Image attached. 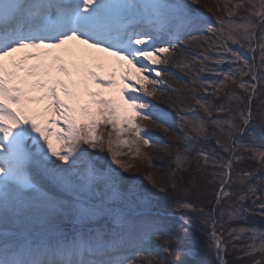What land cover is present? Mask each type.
Here are the masks:
<instances>
[{
    "label": "snow or ice",
    "instance_id": "snow-or-ice-1",
    "mask_svg": "<svg viewBox=\"0 0 264 264\" xmlns=\"http://www.w3.org/2000/svg\"><path fill=\"white\" fill-rule=\"evenodd\" d=\"M217 8L213 21L192 0H0V264H158L161 250L160 264H202L205 227L211 264L229 251L264 264V0ZM165 77L199 109L175 105L185 143L170 174L174 208L194 218L117 170L160 143L138 120L167 125L151 102Z\"/></svg>",
    "mask_w": 264,
    "mask_h": 264
},
{
    "label": "rangeland",
    "instance_id": "rangeland-1",
    "mask_svg": "<svg viewBox=\"0 0 264 264\" xmlns=\"http://www.w3.org/2000/svg\"><path fill=\"white\" fill-rule=\"evenodd\" d=\"M227 0H192V7L198 9L199 12L207 15L209 18H211L213 21L215 20L216 16L224 15L222 8H217V5H222L226 3ZM215 26V24H213ZM205 35H211L210 33L205 32ZM206 46V45H205ZM194 47V46H193ZM236 47V46H233ZM241 53L248 59H251V53L248 52L245 49H239ZM196 52L200 54V58H202V51L200 49H196ZM258 58V54H257ZM227 67V66H225ZM168 71L174 73L177 77L182 78L184 81H191L194 79L193 76L186 74L185 71H181L179 68H175L171 65L167 68ZM202 79H208V74H202ZM166 85L163 87V95L159 96L158 98L152 99V104L155 106L156 109L162 111L163 113H166L168 116V123L167 125H160V123L157 121L156 123H153L152 121H145V120H138V123H140L142 126H144L154 137L158 139L160 142L158 146L148 148H143V154L140 158L133 159L132 154L124 155L121 157L122 160H124L127 163H130L134 165V167L131 169V171L123 172L122 169L117 168L118 171H121L124 176H126L129 179L136 178L139 181L142 182V186L146 188L148 191L156 193L157 199L162 198L164 201L167 202V206L170 212L175 213L177 216L179 215H187L195 217L196 214L189 212L188 210H181L180 212H177L176 209L173 206V200L175 198H179L183 195L182 192H173L171 190V181H170V174L175 171L176 169V151L177 148L182 147V145L185 143L183 139L177 140V137H182L183 132L180 129L181 121L179 120V117L177 115L178 108L175 105H179L180 107H192L197 108L194 101L191 99L181 100L178 97H175L173 95H170V88H176L179 89L184 95L187 97L188 93L185 90L182 83L177 82L174 79H170L168 77H165ZM197 95H204L203 92H198ZM208 99L215 100L214 97H208ZM216 103H219L220 101H215ZM257 107L259 106V101L256 102ZM197 111L199 109L197 108ZM185 115L191 116V112H185ZM261 120L256 119L254 121V124L261 125ZM164 127H170V132H165ZM98 132L100 134H103L105 139L107 140V131L104 125H101L98 129ZM165 145H168V147H165ZM215 145V140L213 139L211 141V144L208 145L209 149ZM87 147V146H85ZM89 154L94 157H101L106 159L109 163L111 162L110 155L106 151H99L95 150L93 151L91 148L88 149ZM121 151L128 153V149L124 148L121 149ZM150 158V159H149ZM154 165V167H150L149 164ZM57 163H60L57 161ZM113 167H117L116 165H113ZM237 168H251L255 169L256 165L254 162L247 161L242 165H237ZM156 180L157 185L163 184L164 186L169 188V191L162 192L160 191L159 187H153L152 184L148 181V176L153 175ZM259 175V173H257ZM198 206L199 205V202ZM242 222H235L231 226L232 227H238L241 225ZM253 223H256V227L264 228V220H261L259 218H256ZM209 229L205 227L204 234H201L199 232L196 233L197 238V246L199 249H201L199 255L196 257L197 260L201 261L202 264H211V261L214 259V255L211 252L205 253L202 251L204 246L208 242V233ZM154 245L159 246L160 249L163 247V241H154ZM232 252V251H230ZM166 256V253H164L162 250L157 253L158 257V264L162 261V259Z\"/></svg>",
    "mask_w": 264,
    "mask_h": 264
},
{
    "label": "trees",
    "instance_id": "trees-1",
    "mask_svg": "<svg viewBox=\"0 0 264 264\" xmlns=\"http://www.w3.org/2000/svg\"><path fill=\"white\" fill-rule=\"evenodd\" d=\"M245 155H247V154H245ZM255 224L256 223H254V225ZM235 255H236V253L229 251L228 255L225 257L229 261V264H240V262H238L234 259Z\"/></svg>",
    "mask_w": 264,
    "mask_h": 264
},
{
    "label": "bare ground",
    "instance_id": "bare-ground-1",
    "mask_svg": "<svg viewBox=\"0 0 264 264\" xmlns=\"http://www.w3.org/2000/svg\"><path fill=\"white\" fill-rule=\"evenodd\" d=\"M180 47H181V49H182V48H183V45H181ZM177 51H180V49H177ZM101 55H102V54H101Z\"/></svg>",
    "mask_w": 264,
    "mask_h": 264
}]
</instances>
